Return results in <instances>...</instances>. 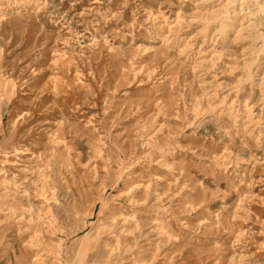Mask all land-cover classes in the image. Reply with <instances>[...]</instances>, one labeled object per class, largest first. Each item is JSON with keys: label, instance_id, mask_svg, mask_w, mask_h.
Listing matches in <instances>:
<instances>
[{"label": "rangeland", "instance_id": "obj_1", "mask_svg": "<svg viewBox=\"0 0 264 264\" xmlns=\"http://www.w3.org/2000/svg\"><path fill=\"white\" fill-rule=\"evenodd\" d=\"M0 264H264V0H0Z\"/></svg>", "mask_w": 264, "mask_h": 264}]
</instances>
